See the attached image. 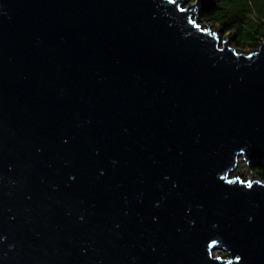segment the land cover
<instances>
[{
    "label": "water",
    "instance_id": "obj_1",
    "mask_svg": "<svg viewBox=\"0 0 264 264\" xmlns=\"http://www.w3.org/2000/svg\"><path fill=\"white\" fill-rule=\"evenodd\" d=\"M200 12L0 0V264H264V42Z\"/></svg>",
    "mask_w": 264,
    "mask_h": 264
},
{
    "label": "trees",
    "instance_id": "obj_2",
    "mask_svg": "<svg viewBox=\"0 0 264 264\" xmlns=\"http://www.w3.org/2000/svg\"><path fill=\"white\" fill-rule=\"evenodd\" d=\"M201 2V18L231 37L242 51L257 50L264 42V0H187ZM255 176L264 181V165L252 166Z\"/></svg>",
    "mask_w": 264,
    "mask_h": 264
},
{
    "label": "rangeland",
    "instance_id": "obj_3",
    "mask_svg": "<svg viewBox=\"0 0 264 264\" xmlns=\"http://www.w3.org/2000/svg\"><path fill=\"white\" fill-rule=\"evenodd\" d=\"M185 1H186V6L190 4L187 0H185ZM202 5H203V4H202ZM202 5H201V6H202ZM207 23H208V22H205L204 20H202V18H201V16H200V24H201V25H206ZM208 24H209V23H208ZM210 25H211V24H210ZM211 27H212V31H215V32H217V33H219V32L221 31L219 28H215V27L212 26V25H211ZM225 37H226V36H224V34H223L222 39H225ZM231 46H232L233 48L236 47L234 41H232V40H231ZM236 48H237V47H236ZM240 51H242V50H240ZM239 161H240V162H239V164H238V166H237V168H236V170L234 171V173H233L232 176L235 177V176H238V175H242L243 178H244L245 180H254V179H255V175H254L253 170H252V165H251V164L247 165V164L245 163V161L242 160V159H240ZM215 255L218 256V253L216 252Z\"/></svg>",
    "mask_w": 264,
    "mask_h": 264
},
{
    "label": "flooded vegetation",
    "instance_id": "obj_4",
    "mask_svg": "<svg viewBox=\"0 0 264 264\" xmlns=\"http://www.w3.org/2000/svg\"><path fill=\"white\" fill-rule=\"evenodd\" d=\"M256 177H258V176H256ZM259 178V177H258Z\"/></svg>",
    "mask_w": 264,
    "mask_h": 264
}]
</instances>
